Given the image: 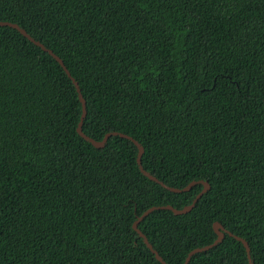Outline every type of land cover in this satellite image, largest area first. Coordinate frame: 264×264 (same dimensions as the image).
<instances>
[{"label":"trees","instance_id":"16d2710c","mask_svg":"<svg viewBox=\"0 0 264 264\" xmlns=\"http://www.w3.org/2000/svg\"><path fill=\"white\" fill-rule=\"evenodd\" d=\"M58 56L86 103L82 132L144 149L194 208L138 229L167 264L216 239L264 264V0H0ZM77 90L48 53L0 27V264H160L132 225L182 209L137 148L77 134ZM189 264H249L225 235Z\"/></svg>","mask_w":264,"mask_h":264},{"label":"water","instance_id":"95a60500","mask_svg":"<svg viewBox=\"0 0 264 264\" xmlns=\"http://www.w3.org/2000/svg\"><path fill=\"white\" fill-rule=\"evenodd\" d=\"M0 27H9L12 28L14 30H16L17 32H19L23 37H25L29 42L33 43L35 46L39 47L40 49H42L44 52L48 53L53 59H55L56 62H58V64L62 67V69L65 71L66 75L72 80L77 93H78V97H79V101L81 103V107H82V114L80 117V121L77 125V134L84 139L85 141H87L88 143H90L93 147H95L96 149H103L107 140L112 137V136H118L120 138H124L127 139L129 141H131L135 147L137 148V164L139 167L140 172L147 177L149 180L159 184L161 187L165 188L166 190L173 192V193H183V192H188L190 191L195 185L197 184H201L202 185V189L201 191L196 195V197L193 199L192 203L188 206L183 207L182 209H175L172 206H162V207H151L149 209H147L146 211H144L139 217H137L136 221L133 223L132 228L133 230L139 235L140 238L143 239V242L145 243L146 247L151 251V253L154 255L155 259L160 263V264H167L165 263L162 258L159 256V254L152 248L151 244H149L147 238L145 237L144 234L141 233V231L138 229V225L140 224V222H142L147 216H149L153 211L155 210H168L171 211L175 216H180L183 214H186L188 212H190L194 206L196 205V203L199 201V199L209 191L210 189V185L208 184V182L206 181H192L190 182L188 185H186L185 187H183L182 189H178V188H171L166 186L165 184H163L162 182H160L159 180H157L154 176L150 175L149 173H147L141 164V157L142 154L144 152L143 147L133 138L122 134V133H117V132H111V133H107L104 135L103 139L101 141H95L91 138H89L88 136H86L83 132H82V125L84 122V119L86 117V103L85 100L83 99V97L81 96L80 93V89L78 87V84L75 82V80L71 77L69 71L66 69V67L64 66L62 60L56 56L52 51L48 50L47 48H45V46L43 44H41L39 41L34 40L24 29L20 28L17 24L14 23H9V22H5V21H0ZM213 231L216 234V239L214 240V242L210 245L201 247V248H195L192 251H190L184 261L183 264H189L191 257L194 256L197 253H201V252H206L209 249L217 246L218 244H220L225 235H228L229 237H233L234 239H236L237 241H239L243 247L246 250L247 253V257L249 260V264H253L250 258V248L248 243L243 240L240 237H237L235 235H233L231 232L227 231L221 224H219L218 222H214L213 223Z\"/></svg>","mask_w":264,"mask_h":264}]
</instances>
